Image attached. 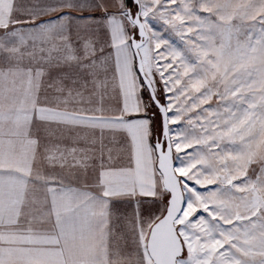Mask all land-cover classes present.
I'll return each instance as SVG.
<instances>
[{
	"label": "snow or ice",
	"instance_id": "6c2138e0",
	"mask_svg": "<svg viewBox=\"0 0 264 264\" xmlns=\"http://www.w3.org/2000/svg\"><path fill=\"white\" fill-rule=\"evenodd\" d=\"M0 264H264V0H0Z\"/></svg>",
	"mask_w": 264,
	"mask_h": 264
}]
</instances>
